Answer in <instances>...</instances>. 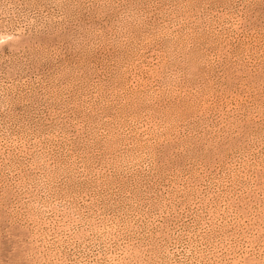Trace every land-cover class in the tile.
Returning a JSON list of instances; mask_svg holds the SVG:
<instances>
[{"label": "rangeland", "instance_id": "1", "mask_svg": "<svg viewBox=\"0 0 264 264\" xmlns=\"http://www.w3.org/2000/svg\"><path fill=\"white\" fill-rule=\"evenodd\" d=\"M0 264H264V0H0Z\"/></svg>", "mask_w": 264, "mask_h": 264}]
</instances>
